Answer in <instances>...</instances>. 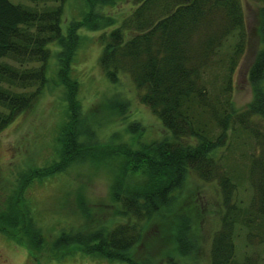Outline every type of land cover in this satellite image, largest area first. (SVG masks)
<instances>
[{
  "label": "trees",
  "instance_id": "16d2710c",
  "mask_svg": "<svg viewBox=\"0 0 264 264\" xmlns=\"http://www.w3.org/2000/svg\"><path fill=\"white\" fill-rule=\"evenodd\" d=\"M65 1L0 0V131L39 97L47 82L51 45L65 49L67 60L58 76L70 117L60 136V161L43 169L50 175L96 148L80 140L89 130L80 126L77 83L68 75V63L80 38L71 33L73 27L67 35L62 31ZM91 1L94 7L109 2ZM256 1L263 18L261 47L247 76L253 98L239 112L232 107L231 77L247 40L241 0H132L133 9L117 25L114 16H106L113 27L100 34L103 72L112 82L119 73L128 74L140 102L159 118L170 137L137 150L115 146L114 151L126 162L123 180L112 187L110 206L123 221H104L98 227H87L88 233H61L53 250L72 245L85 254L147 264L131 252L142 241L146 224L173 208L187 177L193 174L206 182L217 181L221 193L220 223L211 237L208 264H264V91L260 86L264 79V0ZM33 86V91H25ZM238 146L244 149L235 156L232 152ZM128 171L139 175L140 181L125 186ZM244 179L248 181L245 188L251 190L246 203L239 198ZM23 214L0 216V232L13 238L8 227L19 226L23 235L30 234L41 245L42 231L33 229ZM176 221L178 251L189 254L196 248V231L192 221L178 213ZM240 237L246 243L241 257L236 243Z\"/></svg>",
  "mask_w": 264,
  "mask_h": 264
},
{
  "label": "rangeland",
  "instance_id": "374dc122",
  "mask_svg": "<svg viewBox=\"0 0 264 264\" xmlns=\"http://www.w3.org/2000/svg\"><path fill=\"white\" fill-rule=\"evenodd\" d=\"M241 2L247 40L231 77L232 107L238 112L248 107L253 98L247 76L261 47L259 28L263 20L258 1ZM100 5L94 7L91 0H66L61 20L64 34L73 27L71 33L75 32L80 38L68 63V75L77 83L80 126L91 135V138L83 135L80 140L90 141L96 148L82 160L52 175L49 170L43 171L60 161V136L70 117L65 88L58 76L67 57L65 49L57 43L51 45L47 82L39 97L0 131V216L9 217L11 213L16 215L22 211L24 220L33 229L41 230L44 237L38 246L34 242L37 239L30 234L23 235L19 226L8 227L14 232V239L0 232V264H128L82 253L77 245H73L76 249L68 245L53 250L61 233L77 234L79 230L88 233L86 229L90 228L87 227H98L104 221H123L110 206L114 202L112 187L118 179L123 180L122 169L126 162L119 151H114L115 146L125 145L137 150L146 143L170 137L159 118L140 102L130 76L119 73L118 80L112 82L99 64L103 48L100 34L113 27L108 25L106 16H114V25H117L133 9L132 0H109L106 5ZM78 23L81 24L79 29ZM260 86L264 91V79ZM34 89L33 86L25 91ZM239 147L232 152L235 156L244 149ZM127 173L125 186L140 181L139 175ZM246 186L248 181L244 179L239 190V198L244 203L251 192ZM175 202L169 212L146 224L142 241L131 253L147 264H170L169 261L172 264H208L211 237L219 226L221 215L217 181L206 182L190 174ZM177 213L192 221L193 231H196L193 240L196 248L185 255L179 253L175 242ZM252 242L257 249V242ZM236 243L241 257L246 243L241 237Z\"/></svg>",
  "mask_w": 264,
  "mask_h": 264
}]
</instances>
